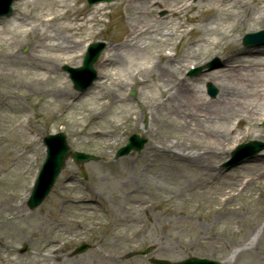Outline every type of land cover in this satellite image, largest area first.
Listing matches in <instances>:
<instances>
[{
	"label": "bare ground",
	"instance_id": "obj_1",
	"mask_svg": "<svg viewBox=\"0 0 264 264\" xmlns=\"http://www.w3.org/2000/svg\"><path fill=\"white\" fill-rule=\"evenodd\" d=\"M78 1L16 2L14 13L6 20L8 27L0 28V76L3 77L0 109L9 106L8 97L1 95L3 90H11L19 84L31 88L33 93L42 92L56 102H65L69 109L76 108L85 98L82 95L72 99L71 88L63 81L59 68L78 63L81 56L77 53L83 51L84 41L98 37L94 29L100 24L99 15L107 14L112 5L100 3L87 10L79 7ZM121 2L117 0L113 6ZM161 8L169 11L162 23L153 18ZM125 10L123 40L110 45L102 57L98 72L100 82L89 94V101L98 108L89 112L91 130L86 135L113 145L118 134L114 126L127 121L134 123L141 112L144 117L146 113L150 116L149 123L144 125L149 143L143 163L137 168L132 167L131 161L128 164L117 162L116 166L108 161L116 173L110 179L112 189L115 193L124 189L125 193L124 201L115 204L104 201L111 221V228L106 231L108 242L104 246L110 249L118 241L111 246L109 240L129 236L136 224L142 222L138 212L147 210L153 194H160L165 188L177 192L189 187L206 198L218 193L222 198L216 214L225 218L231 212L229 202L253 185H264V156H257L226 178L213 167L218 155L227 154L230 145L239 139L264 140V129L259 126L264 118V45L235 46L239 40L237 34L243 29H264V0H129ZM184 40L185 49L179 53L177 49ZM25 44L32 49L23 55L21 48ZM211 45L230 48L221 53L217 69H207L199 78L187 79L186 69L202 63L203 49L212 55L219 54L208 50ZM14 69L25 73L21 72L20 79L13 82ZM201 80L217 86L219 94L215 100L205 95V90L198 85ZM129 88L138 90L137 107L131 105ZM52 105L48 100L42 110L50 112ZM107 126L111 129H106ZM24 156L22 153L18 158L19 167L27 163ZM162 179L168 187L159 184ZM95 186L99 189L97 182ZM238 188H242L241 192ZM11 199L0 205V216L4 219L2 226L19 240L22 238L21 206ZM238 210L243 227L254 235L257 245L261 244L264 203L258 200ZM55 212L60 227L73 224L64 208H56ZM58 216H66V219ZM150 220L155 222L152 217ZM227 231L235 232L233 227ZM140 232L144 229L137 233ZM52 234L50 231L49 237ZM54 241L51 239L50 245H54ZM96 260L117 263L111 251Z\"/></svg>",
	"mask_w": 264,
	"mask_h": 264
},
{
	"label": "rangeland",
	"instance_id": "obj_2",
	"mask_svg": "<svg viewBox=\"0 0 264 264\" xmlns=\"http://www.w3.org/2000/svg\"><path fill=\"white\" fill-rule=\"evenodd\" d=\"M17 1L13 4V8ZM116 1L106 3L112 5L111 8L106 11L107 14L99 15L100 24L94 29L98 33V37L88 39L83 44L85 50L92 43L105 44L106 48L95 64L97 72H99L102 57L107 53L110 45L121 42L123 34H125L123 23L126 20L125 6L129 0H122L121 5L113 6ZM192 1L197 2L198 0ZM78 5L87 10L96 6H89L87 0H79ZM12 14L0 18V28L8 27L6 20ZM168 14L167 9L161 8L154 13L153 18L162 23L161 17ZM249 29L250 27H247L237 34L239 40L235 44L236 47L264 45V42L259 43L260 45L255 43L256 45L250 46L243 43V37L246 34L264 30L263 28L253 31ZM195 37L193 36V38ZM177 42L179 43L180 40ZM185 43L184 40L177 49L179 53L185 49ZM222 47L211 45L208 50L219 53L213 55L203 49L200 56L202 63L197 67L193 66L192 69L190 67L186 69L184 74L186 78L197 79L207 69H217L221 61V53L230 48ZM0 49H2L1 42ZM31 49L29 44H25L21 48V53L29 54ZM77 54H81L77 60L78 63L64 64L59 68L63 81L67 82L71 88L72 99L79 97V92L74 89L69 74L64 69L65 66L79 67L82 65V50ZM208 64L212 66L207 67ZM199 67H202L203 70L195 76H190V72ZM21 72L25 73L20 69H14L11 72L15 76H13L15 79L12 80L13 82L20 79L18 75L20 76ZM2 82L3 77L0 76V83ZM99 82L98 74L97 84L89 87L82 94L85 98H82L74 109H69L65 102H56L53 97L42 92L33 93L31 88L20 84L15 85L11 90H3L1 93L8 97L9 106L0 109V205L13 198V201L21 206L20 233L22 238L19 240L13 238L11 232L2 226L4 219L0 216V264H150L152 257L170 262L200 257L224 261L225 264H264V240L257 245L254 235H251L243 227L239 214L241 211L238 210L240 207H246L251 202L258 200L264 203V185L258 184L251 186L247 192L240 193L239 197L228 203L231 212L225 218H220L219 216L222 215L216 214V210L221 206L222 198L218 193L209 198L200 197L198 192L195 193L189 187L177 192L165 188L160 194L151 193V195L153 194L150 201L152 205L147 210L138 212L142 222L136 224V229L132 230L127 237L124 235L111 238L109 240L111 246L115 241H118L117 245L111 249L104 246L108 242L106 231L111 228V221L105 211L104 201L115 204L125 200L124 189L121 190V193H115L110 185V179L114 175L116 176V173L112 164L108 165V161L111 160L113 166H116L117 162L128 164V161H131L132 167L137 168L142 165L144 151L149 143L144 125L149 123L150 116L146 113L144 117L140 112L134 123L129 121L123 123L118 120L123 124L114 126L118 129V134L113 145H108L106 141L89 138L86 135L91 130V127L88 126L89 112L98 108L92 101H89L91 99L89 94L95 91ZM211 84L217 89V86L211 82L204 83L201 80L198 83L205 90V95L215 100L219 90L217 89L216 96H211L209 93ZM137 92V88L127 89V94L132 99V107L138 105ZM48 100L53 102L50 112L42 110V106ZM143 121L144 124H142ZM259 126L264 129V118L259 122ZM108 128L111 129L107 126L106 129ZM57 133H63L66 136L72 150L92 154L101 158V161L79 165L69 159L46 201L37 210L29 211L25 204L32 192V182L36 179L46 156L42 139ZM134 134L148 142L144 150L132 152L126 157L116 159L117 150L126 145L129 137ZM251 141L264 143L262 139L244 137L238 143L231 144L227 154L220 153L214 160L213 167L222 178H226L228 174L242 165H249L248 162L253 161L257 156H264V150H262L230 170L223 167L225 162L232 159V153L239 144ZM22 153H25L24 157L27 163L19 167L18 158ZM82 170L86 172L87 179L83 178ZM243 174L252 176L253 173ZM162 181L163 179L159 184L168 187V183ZM96 182L99 189L95 186ZM59 207L64 208L68 213V220L74 222L71 227H60L55 220V210ZM235 211L238 212L235 213ZM58 217H61V220L66 219V216ZM150 217L154 218L155 222H152ZM261 219L260 224H264L263 215ZM90 226H94L95 229H91ZM229 227H233L235 232L227 231ZM142 229L144 232L137 233ZM217 229H220V232H216ZM119 230L123 229L119 227ZM50 231L54 233V245H50L52 237L48 235ZM57 241L58 246H56ZM62 241L66 242L65 245L60 244ZM82 244H89L90 249L84 254L74 255L73 251ZM53 247L55 249H52ZM148 247L154 248L150 255H133ZM109 251L113 252L117 263L96 260L99 255L102 256L103 253ZM129 256L131 257L129 258Z\"/></svg>",
	"mask_w": 264,
	"mask_h": 264
},
{
	"label": "water",
	"instance_id": "obj_3",
	"mask_svg": "<svg viewBox=\"0 0 264 264\" xmlns=\"http://www.w3.org/2000/svg\"><path fill=\"white\" fill-rule=\"evenodd\" d=\"M12 1L13 0L8 1L7 8L10 7ZM92 64L93 62H89L85 66L86 69H88L91 73H92ZM48 144L50 147V154L45 167L46 178L43 179L44 178V173H43V177L41 178L37 186V192H35L34 197L32 198L30 203L32 208H35L38 205H40L41 202L44 200V198L48 195L57 175L64 166L65 159L69 154H71L68 147L66 146L65 138L63 136L59 135L57 137L50 138L48 140ZM144 144H145L144 141H140L138 137H134L132 143L125 149L121 150V153H128L133 148L141 150ZM72 156L75 160L80 162L94 159L93 157L85 156L83 154H77V153L72 154ZM153 264H169V263L153 261ZM184 264H220V263L210 262L208 260L191 259L185 262Z\"/></svg>",
	"mask_w": 264,
	"mask_h": 264
}]
</instances>
